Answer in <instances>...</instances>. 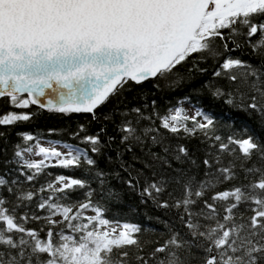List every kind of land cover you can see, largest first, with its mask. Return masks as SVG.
Segmentation results:
<instances>
[{
	"label": "snow or ice",
	"instance_id": "snow-or-ice-1",
	"mask_svg": "<svg viewBox=\"0 0 264 264\" xmlns=\"http://www.w3.org/2000/svg\"><path fill=\"white\" fill-rule=\"evenodd\" d=\"M0 98V264H264V0H0Z\"/></svg>",
	"mask_w": 264,
	"mask_h": 264
},
{
	"label": "trees",
	"instance_id": "trees-1",
	"mask_svg": "<svg viewBox=\"0 0 264 264\" xmlns=\"http://www.w3.org/2000/svg\"><path fill=\"white\" fill-rule=\"evenodd\" d=\"M145 89H151V84H145ZM131 98V95H130ZM170 98H165L162 103L168 104ZM177 99H180L179 93L175 94L174 98H171V102L175 103ZM202 103L208 104V98L202 97ZM193 104L196 103L195 99H193ZM13 110V111H20L19 109L10 108L8 102L3 98L0 100V114H3L5 111ZM32 112L39 114L36 115L32 120L28 122L19 123L11 130L10 135V141L12 143L21 142L20 137L16 135V132L19 131H26L34 136H39L41 144H47V141L52 140H67L68 136L65 135L64 129H67L69 127L74 128L75 123L78 120L84 119V114H73L71 117V120H69L67 117L63 116L62 114L55 113V112H49L47 110L39 109L38 107H35L34 105L31 106L30 109ZM231 110H229L227 107H222L220 105L215 106V114L218 117H222L225 113H230ZM231 114L235 117H237L238 120H244L246 119L243 114L241 113H235L231 112ZM221 123H223V120H221ZM49 129H54L56 131L49 132ZM4 129L0 127V131H3ZM74 142V141H73ZM0 148H2V143H0ZM0 171H3L2 168H0ZM52 171L60 172L64 170L60 169H52ZM67 174V173H66ZM239 183V181H237ZM129 203H132V200L129 198ZM133 222H141V223H148L144 218V210L141 209L138 213L130 214L129 217ZM35 226V225H29ZM155 227H159L158 225H154Z\"/></svg>",
	"mask_w": 264,
	"mask_h": 264
},
{
	"label": "rangeland",
	"instance_id": "rangeland-1",
	"mask_svg": "<svg viewBox=\"0 0 264 264\" xmlns=\"http://www.w3.org/2000/svg\"><path fill=\"white\" fill-rule=\"evenodd\" d=\"M44 146H48V145H44ZM63 150V149H61ZM34 159H40L41 157H33Z\"/></svg>",
	"mask_w": 264,
	"mask_h": 264
},
{
	"label": "water",
	"instance_id": "water-1",
	"mask_svg": "<svg viewBox=\"0 0 264 264\" xmlns=\"http://www.w3.org/2000/svg\"><path fill=\"white\" fill-rule=\"evenodd\" d=\"M3 99V98H0V100ZM46 102V101H45ZM35 107H37L36 105H34ZM43 110H47V109H43Z\"/></svg>",
	"mask_w": 264,
	"mask_h": 264
}]
</instances>
